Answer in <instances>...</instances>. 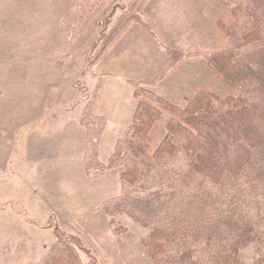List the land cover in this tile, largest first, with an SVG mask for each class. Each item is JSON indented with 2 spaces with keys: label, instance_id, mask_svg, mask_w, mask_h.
Returning a JSON list of instances; mask_svg holds the SVG:
<instances>
[{
  "label": "trees",
  "instance_id": "trees-1",
  "mask_svg": "<svg viewBox=\"0 0 264 264\" xmlns=\"http://www.w3.org/2000/svg\"><path fill=\"white\" fill-rule=\"evenodd\" d=\"M217 1L224 11L216 31L228 46L187 53L168 47L153 80H129L137 104L106 162L99 150L107 116L94 110L97 94L79 116L87 177L119 171L120 192L102 211L111 223L124 215L147 229L141 238L147 260L136 264H264V256L246 254L264 248V0ZM148 2H129L101 38L96 59L133 24L154 33L144 16ZM188 57L236 92L198 85L182 105L163 96L156 84ZM165 113V133L153 145ZM43 264L95 258L77 236L58 232Z\"/></svg>",
  "mask_w": 264,
  "mask_h": 264
},
{
  "label": "rangeland",
  "instance_id": "rangeland-1",
  "mask_svg": "<svg viewBox=\"0 0 264 264\" xmlns=\"http://www.w3.org/2000/svg\"><path fill=\"white\" fill-rule=\"evenodd\" d=\"M130 1L77 0L72 3L70 0L68 3L62 0L57 4L55 0H0V191L22 183L25 191L38 189L36 175L28 176L31 180L29 187L27 180L11 176L15 162L24 147L26 149V145L30 144L38 126L60 114L66 117L71 113V107L85 104L96 92L99 95L100 87L108 84L106 76L95 73L97 71L93 64L100 53L99 45L103 44L101 38L127 10ZM131 11H135V8L131 7ZM223 11L216 0L215 14ZM224 16H227L226 13ZM186 18L181 15L177 23ZM210 25L209 22L207 29L210 40L206 49L228 46ZM183 27L178 28L182 36ZM55 44L64 46L60 49L71 45L73 49L69 53L72 56H76L79 48L77 62L74 65L56 63L64 55L56 57L53 53ZM198 48L205 47L201 45ZM51 54L53 59L49 58ZM202 67L200 60L185 58L166 73L161 79H165V82H161V85L166 86L175 98L181 90L197 83L221 93L236 92L214 75L209 77ZM128 85L132 87L130 82ZM65 97H69L66 106L59 107L57 101L62 106ZM168 117L169 114L165 113L159 122L157 129L163 131L154 135L153 145L163 137ZM108 127L115 129L118 125L111 122ZM113 171L119 175L118 170ZM78 178L74 173L72 184ZM4 200L0 195V205H4ZM8 205V210L4 212L8 214L9 221L28 220L25 224L23 221L21 228L6 229L9 232H24V242L18 244L20 251H25L24 264H43L58 232L81 239L84 248L95 258V264H136L137 261L147 260L141 244L147 229L124 215L117 216L116 222L111 223L101 204L76 215L68 223L59 221L53 214L45 216L46 212L38 206L34 196L21 200L11 197ZM246 254L249 259L264 256V248L247 251ZM10 262L9 257L1 256L0 264Z\"/></svg>",
  "mask_w": 264,
  "mask_h": 264
},
{
  "label": "crops",
  "instance_id": "crops-1",
  "mask_svg": "<svg viewBox=\"0 0 264 264\" xmlns=\"http://www.w3.org/2000/svg\"><path fill=\"white\" fill-rule=\"evenodd\" d=\"M61 1L55 0L57 4ZM66 1L69 3L70 0ZM71 1L73 3L77 0ZM215 4L216 0H149L144 16L151 23L154 33L133 24L103 56L95 60V73L106 76L108 81V84L100 87L99 95L96 92L94 107L95 112L107 116V125L100 141L101 161L108 159L132 120L137 100L133 88L128 85L129 80H153L162 67L167 47L181 51H190L201 45L207 48L210 40L207 29L209 22L217 34L216 18L219 13L215 14ZM181 15L187 18L177 23ZM192 21H195L194 25ZM181 25L184 26L181 31L185 37L178 31ZM59 47L64 46L55 44L53 53L56 57L64 56L55 62L74 65L79 48L75 52L76 56H72L69 53L73 49L71 45L64 49ZM65 50L68 51L63 53ZM49 58L54 57L51 54ZM202 68L209 77L212 76L204 66ZM159 82L157 90L179 105L199 85L197 83L196 86L184 88L175 98L166 86L161 85L165 79ZM68 99L69 97L64 98L62 106L57 101V105L66 106ZM83 106L80 103L71 107L72 111L66 117L60 114L38 126L30 144L26 145V149L24 147L25 152L23 150L16 160L11 176L27 180L29 187L31 180L28 176L36 175L38 189L25 191L26 187L22 183L0 191L1 197L5 198L4 205H0V258L2 255L9 257L10 264H24L25 251H20L18 247L20 242H24V232H9L6 229L21 228L24 226L23 221L24 224L28 221L8 220V214L4 211L8 210V200L11 197L21 200L23 197L34 196L38 206L46 212L45 216L53 214L59 221L68 223L76 215L102 205L105 200L120 192L117 172L109 170L96 177L86 175V132L79 121ZM111 122L118 127L109 129ZM74 173L80 178L72 184ZM15 210L19 211L18 208ZM10 216L13 217V214Z\"/></svg>",
  "mask_w": 264,
  "mask_h": 264
}]
</instances>
